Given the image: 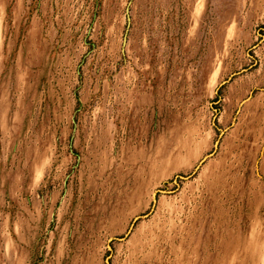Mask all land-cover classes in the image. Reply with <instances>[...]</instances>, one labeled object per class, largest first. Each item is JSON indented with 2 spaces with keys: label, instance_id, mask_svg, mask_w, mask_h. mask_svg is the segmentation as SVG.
Listing matches in <instances>:
<instances>
[{
  "label": "rangeland",
  "instance_id": "rangeland-1",
  "mask_svg": "<svg viewBox=\"0 0 264 264\" xmlns=\"http://www.w3.org/2000/svg\"><path fill=\"white\" fill-rule=\"evenodd\" d=\"M0 264H264V0H0Z\"/></svg>",
  "mask_w": 264,
  "mask_h": 264
}]
</instances>
